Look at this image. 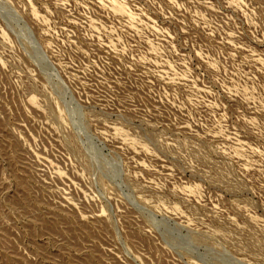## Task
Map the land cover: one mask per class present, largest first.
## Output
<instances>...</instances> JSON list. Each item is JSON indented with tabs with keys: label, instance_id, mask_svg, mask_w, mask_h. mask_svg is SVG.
I'll return each mask as SVG.
<instances>
[{
	"label": "rangeland",
	"instance_id": "1",
	"mask_svg": "<svg viewBox=\"0 0 264 264\" xmlns=\"http://www.w3.org/2000/svg\"><path fill=\"white\" fill-rule=\"evenodd\" d=\"M0 264H264V0H0Z\"/></svg>",
	"mask_w": 264,
	"mask_h": 264
}]
</instances>
